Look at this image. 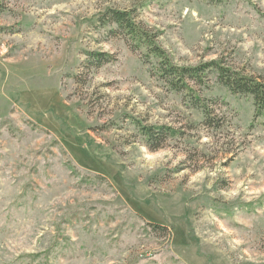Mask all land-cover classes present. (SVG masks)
I'll return each instance as SVG.
<instances>
[{
  "label": "rangeland",
  "instance_id": "obj_1",
  "mask_svg": "<svg viewBox=\"0 0 264 264\" xmlns=\"http://www.w3.org/2000/svg\"><path fill=\"white\" fill-rule=\"evenodd\" d=\"M109 8L176 65L264 77V0H0V264H264V111L210 73L209 126ZM135 119L184 134L152 151Z\"/></svg>",
  "mask_w": 264,
  "mask_h": 264
},
{
  "label": "trees",
  "instance_id": "obj_2",
  "mask_svg": "<svg viewBox=\"0 0 264 264\" xmlns=\"http://www.w3.org/2000/svg\"><path fill=\"white\" fill-rule=\"evenodd\" d=\"M102 26L110 27L109 31L122 35L128 46L133 51H141L149 61L155 59L152 65L154 75L167 83L174 91L184 93L192 106L204 113V118L209 126L218 123L213 118L208 105L199 95L193 84H205L208 74L213 73L217 81L226 86L234 94L250 95L253 98L255 109L258 113L264 111V77H255L232 69L224 65L222 60L214 59L195 66H180L172 63L167 52L156 42V35L151 33L144 25L137 22L131 11L116 8L107 9L100 18ZM87 64L90 67H100L105 62L113 59L108 52L88 51ZM133 124L150 150L162 148L168 140L183 136V131L167 124H147L135 119Z\"/></svg>",
  "mask_w": 264,
  "mask_h": 264
}]
</instances>
